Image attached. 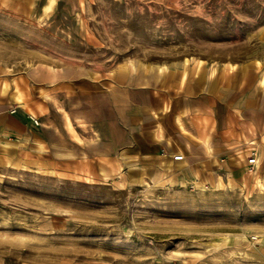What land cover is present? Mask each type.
<instances>
[{
    "label": "rangeland",
    "instance_id": "1",
    "mask_svg": "<svg viewBox=\"0 0 264 264\" xmlns=\"http://www.w3.org/2000/svg\"><path fill=\"white\" fill-rule=\"evenodd\" d=\"M155 72H207L221 101H245V136L180 169L122 158L84 176L6 152L0 264H264V0H0V107L51 106L75 144L84 89Z\"/></svg>",
    "mask_w": 264,
    "mask_h": 264
},
{
    "label": "crops",
    "instance_id": "2",
    "mask_svg": "<svg viewBox=\"0 0 264 264\" xmlns=\"http://www.w3.org/2000/svg\"><path fill=\"white\" fill-rule=\"evenodd\" d=\"M154 75L155 78L147 77L139 85L113 80L96 93L84 89L81 117L77 118L81 127H75L70 113L65 122L73 130H80L81 137L75 131L80 141L76 144L73 132L63 127L51 106L43 104L51 113L45 116L39 112L42 104L38 108L35 102L36 117L23 106L12 113L0 107V157L17 149L18 156L48 155L55 165L63 158L66 162L62 164L66 166H80L83 176L90 175L94 167L110 171L122 158L146 159L148 165L160 163V168L172 170L184 168L188 164L185 158L190 161L195 150L204 148L212 153L219 141L234 143L245 136V101H221L207 72L189 79L178 75L175 80L170 75ZM14 99L18 100L19 94ZM219 103L223 104L220 122ZM178 154L183 160L173 161ZM74 159L80 163L75 164Z\"/></svg>",
    "mask_w": 264,
    "mask_h": 264
},
{
    "label": "built area",
    "instance_id": "3",
    "mask_svg": "<svg viewBox=\"0 0 264 264\" xmlns=\"http://www.w3.org/2000/svg\"><path fill=\"white\" fill-rule=\"evenodd\" d=\"M33 123L35 125H37V121L35 119H32ZM173 161H176V162H179V161H182L183 160V156L178 154V155H174L173 156ZM257 163V157H256V154L255 153H251V156L247 159V164L249 166H255Z\"/></svg>",
    "mask_w": 264,
    "mask_h": 264
},
{
    "label": "bare ground",
    "instance_id": "4",
    "mask_svg": "<svg viewBox=\"0 0 264 264\" xmlns=\"http://www.w3.org/2000/svg\"><path fill=\"white\" fill-rule=\"evenodd\" d=\"M261 84H264V79H261L260 81ZM253 153V152H252ZM256 154V153H255Z\"/></svg>",
    "mask_w": 264,
    "mask_h": 264
}]
</instances>
